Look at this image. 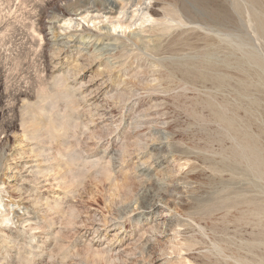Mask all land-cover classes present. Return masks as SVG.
Wrapping results in <instances>:
<instances>
[{"label":"rangeland","instance_id":"374dc122","mask_svg":"<svg viewBox=\"0 0 264 264\" xmlns=\"http://www.w3.org/2000/svg\"><path fill=\"white\" fill-rule=\"evenodd\" d=\"M103 1L0 0V264H264V0H150L155 25L116 52L47 29L59 5ZM175 1L215 32L179 27ZM103 108L151 117L147 143L178 156L177 220L140 208L158 187L137 160L108 163L140 137Z\"/></svg>","mask_w":264,"mask_h":264},{"label":"bare ground","instance_id":"6f19581e","mask_svg":"<svg viewBox=\"0 0 264 264\" xmlns=\"http://www.w3.org/2000/svg\"><path fill=\"white\" fill-rule=\"evenodd\" d=\"M69 1H71V0H68V2ZM77 1L83 2V0H77ZM125 1H128V3H125ZM177 1H175L172 5L175 7L174 11L176 13H179L178 15L180 16V17H178V15H177V18H179V20H178V25H180L179 27H183L182 29L186 30V32L187 31L188 32H198L200 29H202L206 32H215L213 30V28L211 29L201 22L194 21L193 19L187 18L183 13L184 12L183 8L182 9L180 8V5ZM103 2H105V1H103ZM134 7H136V8L134 9ZM152 9H153V5H152V2L150 0H107L105 2V4L102 6L100 5V8H98V9L94 8V7H92V8L84 7L83 9L78 8V10H75V11H71L70 9L68 10L67 8L65 9V8H63L62 5H59L58 11H57L59 13V16L56 17L55 21H53L51 23L49 22V24L47 25V29L51 30V29L61 28V31L57 32V36L55 39V41L60 46L61 45L64 47L69 46V44L77 41V39L80 37L79 39H82L84 44L87 45V49L90 48V49H92L93 52H95V51L99 52V51H103V50L116 52V49L120 46V45H118L119 41L127 40V41L132 42L133 40L137 39V37L144 35L143 33H142V35H140L141 32H148L149 29L153 28L152 26L155 24H154V20L152 19V16H151ZM139 20H142V21H139ZM137 21L143 22V23H148L149 25H147L148 27H146V25H144L142 23L140 26H138V25L135 26ZM133 26H135L136 28H133ZM169 31H171V30H169ZM150 32H152V31H150ZM145 36H147V35H145ZM139 38H141V37H139ZM139 38H138V40H139ZM143 39H146V38H143ZM147 40H148V38H147ZM147 40H145V41H147ZM124 42L126 43V41H124ZM143 42H144V40L142 41V43ZM132 44H135V43H132ZM123 45L124 44H122L121 46H123ZM126 45H127V43H126ZM83 50H84V48H83ZM95 53H97V52H95ZM103 53H104V51H103ZM116 55H118V54H116ZM106 56H108V55H106ZM108 58H109V56H108ZM117 58H120V57H117ZM117 58L114 59V62H111L112 66L110 65V67H114V68L117 67V66H115L119 62L118 61L119 59L117 60ZM119 67H120V65L118 66V68ZM114 68H113V70L111 68V70L112 71L116 70ZM105 80H107V79H105ZM112 90H113L112 86L111 87L106 86V84L104 86V81H103L101 89H100V93H101L100 95H102L103 97L107 96V94L111 93ZM100 110H102V109L100 108ZM95 112H97V111H95ZM115 116L116 115H115V112L113 110H105L104 109V111H102L100 113L99 119L100 120L104 119L105 125H113L115 123L114 127H115L116 132L124 130L126 125L128 127H131V126L135 127L136 128L135 132L138 133L140 139L139 138L138 139L135 138L136 140L133 139V142H131V144H132L131 147H137L139 152L137 155L132 157L133 155H131V152H129V151L127 153L126 152L122 153L123 149L121 147V149H122L121 151H118L119 149L118 150L116 149L115 152L109 153L106 156L108 158L107 160L109 161L108 163L111 164V163H114L117 161V162H121L122 166H127L133 160H137V162H135V164H137L135 166V170H136L135 173L137 172L136 174L138 176L145 175V176L150 177V180H152L153 183L158 187L157 193H155L151 196L148 195L149 197L146 198V202H148L147 203L148 206L147 207L144 206V207H140V208L141 209L145 208V209L150 211L153 208H157V207L161 206L163 208V212L157 216V219H155V221H154L155 223H159L161 221V220H159L160 218L177 220L178 214L175 213L173 207L169 206L168 203H166L169 201L167 194L170 191L171 187L179 188L180 183L178 184V181H180L179 179H181L182 175L184 174V170H186V169H184L182 167H178L177 170L173 171V173L170 175L165 173L166 171L171 170V169H169V167L172 166L173 164L179 162V159H178V156L172 152H161V150H163L165 148L166 142L161 141L160 143H150V142L147 143V140L149 139V138L147 139V135H149V136L152 135L151 133L154 130H156V128L152 126V123L154 121H152L153 119L151 117L146 118L144 116L142 118H139L138 115L137 116L135 115V117H134V116H131L130 113L125 112L124 110L120 112L119 122L118 121L116 122ZM154 120H155V118H154ZM137 129H138V131H137ZM10 136H11V134L9 135L7 132H5V133L1 134V137H0V151L3 152V154L5 156L7 155L6 153H7V147H8V144L10 142V138H11ZM131 136L134 137L133 135H131ZM142 140H144V141H142ZM125 145L126 144H123L121 146H124L126 148ZM156 150L159 151V153H157V159H155L156 161H154L152 164H149L147 161L146 162H140V156L141 155L143 157L144 154H149V153H152L153 151H156ZM103 156H104V153H103ZM152 158H150L148 160H151ZM100 160H101V158H100ZM150 162H152V161H150ZM159 171H161V172H159ZM158 172L161 173L160 174L161 176H159ZM162 190L164 192H162ZM166 192H167V194H165V195L162 194V193H166ZM137 210H139V209L138 208L136 209V207H135V210L132 209L133 212H135ZM29 214H28V216L24 215V217L25 218L29 217L30 216ZM21 217H20V219H21ZM6 218H8V217H6ZM23 220H24V218H23ZM163 223H165V222H163ZM163 223H161V224H163ZM153 227H156V226H153ZM162 233H163V231H162ZM8 238H10V236ZM154 252H156V251H154ZM158 260H161V259H158Z\"/></svg>","mask_w":264,"mask_h":264}]
</instances>
